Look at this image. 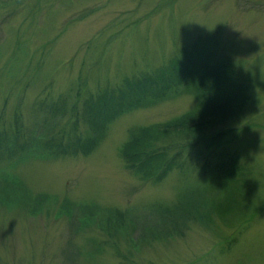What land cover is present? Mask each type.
Listing matches in <instances>:
<instances>
[{
	"label": "rangeland",
	"instance_id": "374dc122",
	"mask_svg": "<svg viewBox=\"0 0 264 264\" xmlns=\"http://www.w3.org/2000/svg\"><path fill=\"white\" fill-rule=\"evenodd\" d=\"M204 36L214 38L248 87L240 113L204 131L232 128L234 139L189 149L183 171L158 183L129 173L119 157L129 130L192 108L195 99L187 93L116 117L86 156L18 164L9 171L23 189L46 197L35 210L0 202V264H128L114 255V246L125 253L124 235L108 240L115 245L105 243L93 226H79L76 210L72 218L65 209L95 203L136 210L141 219L153 203L185 194L203 205L216 199L217 188H210L217 164L231 153L250 170L245 206L233 218L225 214V223L214 217L206 227L190 223L181 236L146 240L129 264H264V0H0V116L10 121L20 100L27 128L42 98L70 102L80 82V98L114 87ZM20 187L7 197L25 200Z\"/></svg>",
	"mask_w": 264,
	"mask_h": 264
},
{
	"label": "trees",
	"instance_id": "16d2710c",
	"mask_svg": "<svg viewBox=\"0 0 264 264\" xmlns=\"http://www.w3.org/2000/svg\"><path fill=\"white\" fill-rule=\"evenodd\" d=\"M78 87L70 102L64 97L37 101L35 110L39 116L27 128L21 120L20 100L8 123L0 116L1 206L26 210L31 204V210H35L46 197L30 195L23 189L22 181L9 171L18 164L46 156H86L103 139L116 117L189 93L195 99L192 108L162 122L131 128L119 149L129 173L143 182H161L172 170L183 171L189 149L200 145L216 148L224 140L234 139L236 132L232 128L204 131L238 115L249 100L246 83L237 80L232 61L219 51L212 36L198 37L162 65L124 76L114 87L101 88L82 98ZM217 167L218 175L210 188L219 190L216 189L217 197L203 205L185 194L168 203H153L141 219L136 210L98 208L95 203L73 204L64 214L73 218L76 210L79 226H93L104 236L105 243L116 235H124L125 253L114 246V255L129 264L136 246L146 240L181 236L190 223L206 227L214 217L225 223V214L232 217L245 206H240L244 204L242 188L247 185L250 170L239 164L234 153ZM15 187H20L25 200L7 197ZM63 201L72 203L67 198Z\"/></svg>",
	"mask_w": 264,
	"mask_h": 264
}]
</instances>
